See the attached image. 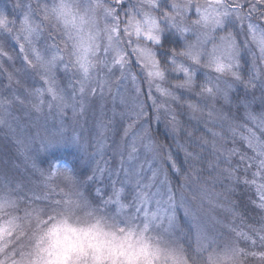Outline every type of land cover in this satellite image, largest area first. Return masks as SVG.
Listing matches in <instances>:
<instances>
[{
	"label": "snow or ice",
	"instance_id": "1",
	"mask_svg": "<svg viewBox=\"0 0 264 264\" xmlns=\"http://www.w3.org/2000/svg\"><path fill=\"white\" fill-rule=\"evenodd\" d=\"M53 17L65 26L62 36ZM45 105L61 120L48 142H71L79 155L40 160L37 151L30 175L62 176L61 183L109 209H127L145 229L151 225L197 255L205 244L224 246L236 264H264V0H80L75 11L64 0H14L10 12L0 11V140L27 148L15 113H40ZM89 116L95 143L65 129L71 123L75 131ZM114 125L115 163L104 160L101 168L95 149ZM237 127L247 132L241 147ZM229 139L234 146L225 148ZM0 165V190L9 193L0 208H8L26 177L14 174L13 162ZM205 171L213 185L226 181L209 203L223 208V195L231 215L252 213L246 231L194 214L183 190ZM173 173L182 178L178 187ZM237 190L248 194L246 203ZM199 191L208 198L205 188ZM181 211L191 221L186 230L178 223ZM16 226L15 218L0 223V240ZM16 255L0 264H14Z\"/></svg>",
	"mask_w": 264,
	"mask_h": 264
},
{
	"label": "rangeland",
	"instance_id": "2",
	"mask_svg": "<svg viewBox=\"0 0 264 264\" xmlns=\"http://www.w3.org/2000/svg\"><path fill=\"white\" fill-rule=\"evenodd\" d=\"M47 2L51 5L54 0H47ZM13 3L14 0H0V11L7 9L10 12ZM63 34L64 31L57 29L58 36H62ZM42 43L43 41H41ZM48 43L51 44L52 41L49 40ZM4 94L7 95V92ZM45 99H50V97H45ZM15 115L18 117L23 136L27 137V148L19 147L18 150L16 144L8 140H0V161L13 162L17 166L14 174L26 177L24 181L26 186L20 190V195L10 196V199L15 202L13 205L8 208H0V217L7 219L15 218L17 225L13 235L4 236L0 240V258L10 261L12 254L16 253L14 264H34L33 248L35 236L42 228V222L47 219V216L43 212L45 213V210H48V204L50 212L52 211L50 216L63 214L80 220L101 217L114 226L133 227L144 230L147 235L154 239L162 251L170 254L171 259L167 261V264H233L230 257L226 256V248L224 246L207 248L205 244L203 247L206 250L197 255L186 243L179 242L174 237L157 231L153 226L149 225L145 229V222L135 217V214L129 212L127 209L121 211L110 210L89 199L82 189L77 188L72 183L62 184L60 182H52L58 178L61 181L63 179L62 176H53L49 181L47 176L41 177L38 172L30 175L33 171L32 163L36 159L35 153L37 151L39 152L40 160L46 157L48 159L58 158L61 161H70L79 155L78 148L75 144L65 142L59 138L57 141L48 142V133L55 132L56 128L60 126L61 120L55 111L50 112L46 105L40 113L29 111L28 109H20ZM68 118L70 120L71 112L68 113ZM80 124L82 127L76 128L75 131H73L71 123L66 124L65 129L71 136L77 135L82 131L85 138H91L93 143H95L96 124L94 118L89 116L86 122L82 119ZM237 124L242 123L237 122ZM53 125L56 127H53ZM252 126L249 124L247 127ZM240 128L245 129L244 127L236 128V139H241V136L247 135V132H242ZM216 130L219 131V129ZM2 136L3 133L1 132L0 137ZM42 137L45 139L44 144L40 142V138ZM107 137L95 149L98 152L96 161L99 162L101 168L106 167L103 163L104 160L109 162V166L115 163L112 160V147L113 142L119 141L120 138L119 130L115 125L107 133ZM32 138H35V142H33ZM209 140H211L210 136ZM228 141L232 142L231 139ZM218 143L223 144L224 142L219 141ZM227 147H230V145ZM93 150L89 149L90 152ZM37 167L42 166L37 164ZM63 171L61 170V172ZM3 172L4 168L0 165V179L3 177ZM193 177L194 175L187 181L188 186L183 191L185 194L192 193L190 200H188L194 210V214L200 217L206 213L207 217L219 221L221 225L223 219L217 213L218 207H214L213 204L209 203V199L215 200L216 194L222 192L224 188H221V186L218 188L217 185H212L211 187V185L207 184L195 187L197 178ZM57 184H59L58 187H56ZM202 187L206 189L208 197L204 200L200 198L201 193L199 190ZM193 193H196V199H193ZM8 194L7 190H0V198ZM53 209L57 210L53 211ZM207 217L204 223L208 227H211V223H209ZM178 223L181 228L186 230L191 221L181 211L178 214Z\"/></svg>",
	"mask_w": 264,
	"mask_h": 264
},
{
	"label": "clouds",
	"instance_id": "3",
	"mask_svg": "<svg viewBox=\"0 0 264 264\" xmlns=\"http://www.w3.org/2000/svg\"><path fill=\"white\" fill-rule=\"evenodd\" d=\"M64 2L75 11L80 0ZM51 19L65 30L62 22ZM8 220L0 217V223ZM42 225L35 236L34 264H167L171 259L144 230L114 226L101 217L80 220L61 214L50 216Z\"/></svg>",
	"mask_w": 264,
	"mask_h": 264
},
{
	"label": "trees",
	"instance_id": "4",
	"mask_svg": "<svg viewBox=\"0 0 264 264\" xmlns=\"http://www.w3.org/2000/svg\"><path fill=\"white\" fill-rule=\"evenodd\" d=\"M257 111H258V109H257ZM187 119V117H185V120ZM193 123H195V122H193ZM238 123H242L243 124V122L242 121H238ZM249 125V124H248ZM247 125V126H248ZM153 127H154V129H156L157 128V126L154 124L153 125ZM201 129H203V125H200L199 126ZM238 128V127H237ZM240 130L242 131V132H245V129H243V128H240ZM1 133V132H0ZM158 134H159V136H160V138L162 139V140H164V139H167V137H168V131H167V129L165 128V124H164V122L162 121L160 124H159V126H158ZM198 135L199 134H201L200 132H198L197 133ZM168 142H170V140L168 141ZM233 143V141L232 142H230V141H228L226 144H224V147L225 148H231V147H233L234 145L232 144ZM218 144H220V143H218ZM245 143H244V141L243 140H241V139H236V144H235V146H237V147H241V146H243ZM228 145H230V147H227ZM179 155V154H178ZM179 158L180 159H182V156H179ZM48 158H46L45 157V159H42V160H47ZM214 175V174H213ZM172 176H173V185L174 186H176V187H178V184H177V181H180L182 178L181 177H178V176H176V174L175 173H173L172 174ZM195 178H197L196 176H194ZM193 177V178H194ZM205 180H207L208 181V183H207V185H211V187H212V182H211V177L208 175V172L207 171H205L202 175H201V177L199 178V180L197 179V182H195V187L196 186H201V184H204L203 182L205 181ZM62 181V180H61ZM61 181L59 180V178L58 179H54L52 182H60L61 183ZM225 183H226V181H225ZM63 184V183H62ZM64 184H68L67 182H65ZM205 185V184H204ZM215 185H217V187L219 188V186H221V188L223 187L224 188V184H222V183H218V184H215ZM220 188V189H221ZM213 189V188H212ZM222 192H223V190H222ZM222 192H219V193H222ZM187 196H188V199L190 200V197L192 196V193L190 192V193H187L186 194ZM236 195L238 196V197H240V201L242 202V204L243 203H246V201H247V198H248V194H245V193H242L241 191H239V190H237V192H236ZM218 203H223L224 204V207L223 208H218V210H217V213L219 214V216H221V218L223 219V223H221V225H235L236 226V228H237V231H246V225H251V223H252V220H251V216H252V213L251 212H248L247 213V215H245V216H243V218L241 219L240 217H239V215H237V216H233V215H231L226 209L229 207L228 205H227V203H226V200H225V197L223 196V195H221L220 196V199H219V201H218ZM47 209L48 210H45V213L43 212V214L45 215V216H47V218H49L50 217V215H51V213H52V211L50 212V206L47 204ZM54 210H57V209H53V211ZM111 210V209H110ZM50 213V214H49ZM56 215V214H55ZM239 243H240V246L242 247L243 246V240H240L239 241ZM232 263L233 264H236V262L235 261H232Z\"/></svg>",
	"mask_w": 264,
	"mask_h": 264
}]
</instances>
